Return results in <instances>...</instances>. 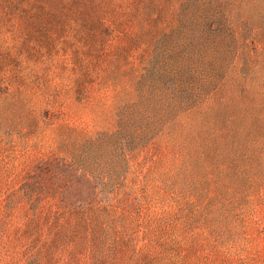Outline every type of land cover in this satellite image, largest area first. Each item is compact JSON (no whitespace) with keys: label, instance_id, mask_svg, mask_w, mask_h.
Wrapping results in <instances>:
<instances>
[{"label":"rangeland","instance_id":"374dc122","mask_svg":"<svg viewBox=\"0 0 264 264\" xmlns=\"http://www.w3.org/2000/svg\"><path fill=\"white\" fill-rule=\"evenodd\" d=\"M0 264H264V0H0Z\"/></svg>","mask_w":264,"mask_h":264}]
</instances>
